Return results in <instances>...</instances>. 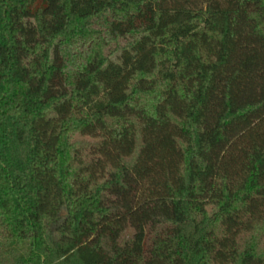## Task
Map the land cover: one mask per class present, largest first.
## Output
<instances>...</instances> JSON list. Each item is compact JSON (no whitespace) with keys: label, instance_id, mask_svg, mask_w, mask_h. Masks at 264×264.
<instances>
[{"label":"trees","instance_id":"16d2710c","mask_svg":"<svg viewBox=\"0 0 264 264\" xmlns=\"http://www.w3.org/2000/svg\"><path fill=\"white\" fill-rule=\"evenodd\" d=\"M260 225L264 0H0V264H264Z\"/></svg>","mask_w":264,"mask_h":264},{"label":"rangeland","instance_id":"374dc122","mask_svg":"<svg viewBox=\"0 0 264 264\" xmlns=\"http://www.w3.org/2000/svg\"><path fill=\"white\" fill-rule=\"evenodd\" d=\"M123 45H126V42H118L117 44H113L110 49H108V52H105L106 55L108 56H112L113 52H115V50L120 46L122 47ZM63 214V213H62ZM253 238V242H255L257 244V249L259 250V252L264 253V225H260L257 228V231L252 234L251 236H246L245 241L243 239L244 242H250Z\"/></svg>","mask_w":264,"mask_h":264}]
</instances>
